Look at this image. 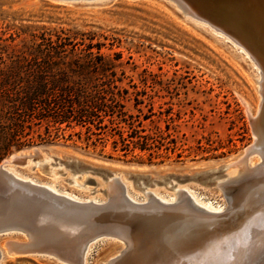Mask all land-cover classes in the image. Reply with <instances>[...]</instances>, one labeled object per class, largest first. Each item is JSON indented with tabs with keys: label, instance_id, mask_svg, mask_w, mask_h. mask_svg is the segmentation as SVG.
<instances>
[{
	"label": "rangeland",
	"instance_id": "rangeland-1",
	"mask_svg": "<svg viewBox=\"0 0 264 264\" xmlns=\"http://www.w3.org/2000/svg\"><path fill=\"white\" fill-rule=\"evenodd\" d=\"M100 1L0 0V69L8 65L6 54L32 52L38 43L70 41L65 47L67 51L74 47L75 52H85L83 48L92 45L93 52L99 50L110 58L117 65V70L131 76L134 83L143 85L141 80L145 79L143 81L147 85L160 89V96L154 98V108L157 110L161 105L162 111L168 107L173 112L179 111L175 134L184 142L183 149H196L197 141L203 144L205 138L213 144L225 146L206 157L185 156L187 150H184L179 160L175 153H169L162 161L157 158L148 161L145 155L141 158L122 156L113 152L109 144L103 150L100 145L86 147L73 134L71 139L56 138L21 148L27 150L32 146L51 144L56 150L51 152L52 157H48V161H40L42 166L35 165L40 160L36 158L14 169L38 181L52 183L60 190L103 199L107 177L68 164L64 156L75 157L90 166L137 172L140 167H127L122 162L192 163L234 155L252 142L251 117L260 99L255 83L258 69L237 43L206 22L189 16L178 17L173 10L175 4L170 0ZM162 117H166L165 114ZM160 125L163 128L165 122L160 121ZM69 132L73 131L67 129L64 134ZM105 158L114 161L110 163ZM250 159L255 161L258 155L254 154ZM235 169L228 172H235ZM120 175L130 193L145 199L139 187L133 185L126 175ZM83 180L85 183L81 185ZM174 187L187 188L202 202L211 201L212 206L227 204L221 189L207 179L175 184L170 188L161 183L150 189L169 195L174 194ZM14 234L17 235H1L0 244L4 238ZM97 239L88 244L91 247L86 255V264H102L122 247V241L115 238ZM0 264L61 263L47 257L21 255L4 256Z\"/></svg>",
	"mask_w": 264,
	"mask_h": 264
},
{
	"label": "bare ground",
	"instance_id": "bare-ground-1",
	"mask_svg": "<svg viewBox=\"0 0 264 264\" xmlns=\"http://www.w3.org/2000/svg\"><path fill=\"white\" fill-rule=\"evenodd\" d=\"M182 1L191 8L190 10L186 7V16L194 18L191 14L197 15L205 20L202 22L209 21L231 35L238 42L233 43H237L248 55L251 54L258 69L255 83L260 99L256 112L251 117L252 151L242 162V166H239L242 171L239 175H235L236 169L235 172H228L235 180L226 186L225 194L222 193L227 197V204L212 206L211 201L202 202L193 191L181 187H174V194L164 195L150 189L149 185L141 188L145 199L153 195L161 201L174 202L178 189L183 192L184 199H179L173 207L167 208H163L165 205L158 201L143 209L126 203L117 204L109 210L84 208L75 203L92 201L103 204L104 198L60 190L52 183L38 181L19 172L14 169L17 165H11L7 169L15 177L45 186L57 193L59 199L53 200L49 195L35 194L34 192L39 191L25 186L2 182L1 193L7 198L0 205V210H6L9 217H14L16 222H0V227H21L27 230L30 246L52 247L68 255L82 249L81 240L84 236L102 232L91 241L101 235L119 236L127 241L129 251L120 257L119 254L114 256L109 264H264V0ZM29 151L30 149L21 150L19 153L27 155ZM254 154L258 155V159L251 161L250 157ZM38 155L40 160L35 162L36 166H42L40 161L46 162L48 157L51 158L50 154H45L40 148ZM76 160L86 164L82 160ZM29 162L30 157L22 165ZM92 167L114 172L118 177L119 189H123L131 201L143 203L141 201L145 200L128 191V186L120 174L126 175L129 171L100 165ZM165 173L178 172L168 168L155 175L161 176ZM182 173L191 174L192 170ZM109 181L110 177L104 180V193L107 192L106 182ZM220 182L222 181L213 183L219 188ZM74 183L78 185L77 182ZM84 183L85 180L80 184ZM93 183L96 184L95 181ZM165 183L167 188L175 186L171 182ZM30 190L34 191L35 197L31 200L25 199L27 194L24 193H29ZM116 192L118 189L108 194L113 195ZM180 200L183 202L180 203ZM194 203L207 211L195 207ZM52 207L61 211L58 212ZM47 237H50L49 240ZM91 241L86 244L82 254L83 264L86 263L87 252L91 247L88 244ZM4 256L3 253L0 261Z\"/></svg>",
	"mask_w": 264,
	"mask_h": 264
},
{
	"label": "trees",
	"instance_id": "trees-1",
	"mask_svg": "<svg viewBox=\"0 0 264 264\" xmlns=\"http://www.w3.org/2000/svg\"><path fill=\"white\" fill-rule=\"evenodd\" d=\"M69 43L50 40L32 52L6 54L8 65L0 69V160L14 150L73 134L86 147L103 150L109 144L122 156L145 155L148 161H162L169 153L179 160L184 150L185 156L206 157L225 146L205 138L196 149H183L175 134L179 111L154 108L160 89L145 79L143 85L134 83L92 45L75 52L74 47L67 51ZM67 129L73 132L65 135Z\"/></svg>",
	"mask_w": 264,
	"mask_h": 264
},
{
	"label": "water",
	"instance_id": "water-1",
	"mask_svg": "<svg viewBox=\"0 0 264 264\" xmlns=\"http://www.w3.org/2000/svg\"><path fill=\"white\" fill-rule=\"evenodd\" d=\"M50 1H55V2H65V1H75V0H50ZM175 4V9L174 13L178 16V17H185L186 16V12L185 9L186 7L189 8L191 10V8L189 6H186V4L182 1V0H170ZM194 18L200 20V21H205L203 18L191 14ZM209 26H211L212 28H214L217 31H220L222 33H224V35H226L227 37H229L231 40L237 42L231 35L227 34L224 30H222L220 27H218L217 25L207 21L206 22ZM238 43V42H237ZM249 57L252 58L251 54L249 53ZM253 142V141H252ZM252 142L245 146L244 148H242L240 151H238L237 153H235L234 155H227V156H223V157H217V158H213V159H209V160H204V161H195L192 163H174V164H139V163H131V162H122L123 164L129 166V167H140L141 169L137 172H132L131 169H129V172L126 173V178L129 179L133 185L138 186L140 189L143 187H147V186H153V185H159L161 183H165L168 180H171V185H175V184H181V183H185L188 181H193V180H209L212 182H216L217 180H221L222 182H220V186L219 188L221 189L222 193L225 194V188L226 186L233 182L234 176H229L228 174V170L231 169L232 167H236V173L235 175H239L242 171L241 168H239V166H242V162L245 161L246 157L248 156V154L252 151ZM38 148H40V150L42 152H44L45 154H50L51 152L54 150L53 149V145L51 144H42L40 146H32L30 147V151L27 155H22L19 152L21 151V149L19 150H15L14 152L8 154L7 156L3 157L0 160V188L2 185V182L7 183V184H16V185H20V186H25L28 187L30 189H34V190H38L39 192H34L32 190L28 191L29 193H24L27 194L26 197H24L25 199H29L31 200V198L35 197V194H44V195H49L50 197H53L52 199H59V197L57 196V193L51 191L50 189H48L45 186H39L36 185L30 181L27 180H22L20 178L15 177L11 172L8 171V166L11 165H22L25 161L26 158L30 157L31 161L35 160L36 158H38ZM14 153H18L17 155H13ZM52 157V155H51ZM65 157V156H64ZM55 159V157H54ZM107 160L110 161H114L112 159L109 158H105ZM66 163L68 164H72L76 167H81L83 169L89 170L91 172H97L102 174L103 176H106L107 178L110 177V181L106 182V187H107V192L105 193V198H104V202L103 204L101 203H95L92 201H87L83 204H76L80 207H84V208H95L98 210H103V208H105L104 210H109L110 208H113V206H117V204H122V203H126L128 205H131L132 207H136V208H148L150 205H152L153 203H157L156 201H158L159 203H161V205H165L163 208H167V207H173V204L175 202H177L179 199H184V194L183 192L180 191V189H178L176 191L177 195H176V200L174 202H164L161 201L159 199H156L153 195L150 197L153 200L150 201L149 197H147L144 201H141L143 203H136L131 201L130 199H128L126 197V195L124 194V190L123 189H119V183H118V177L114 174V172L105 169V168H101V167H92L86 164L81 163L80 161L73 159L71 157H65ZM168 168H172L173 170H175L178 173H165L164 175L161 176H156L155 174L160 173V172H164L165 170H167ZM192 170L191 174H187V173H182L184 171H190ZM241 171V172H240ZM115 180V181H114ZM172 181L174 183H172ZM115 194L110 195L108 193H112L114 191H117ZM1 189H0V205L2 204V202L4 203V199H6L7 197L4 196L3 193H1ZM35 194H34V193ZM226 201L227 197H225ZM147 201V202H146ZM182 203L183 201L180 200ZM90 203V204H89ZM188 205L190 206L191 203H188ZM194 206L202 209L204 211H207L206 209H204L203 207L198 206L197 204L194 203ZM6 207V205H5ZM54 208V210L60 212L61 209H56V207H52ZM108 208V209H107ZM94 212V210L92 211ZM8 212H6V210H0V222H16L14 217H9V215L7 214ZM108 217V215H107ZM10 233H17V235H13V236H8L11 238H4L3 243H2V248L0 249V259L4 253L5 256H21V255H33V256H39V257H47L49 259H53L55 261H58L61 264H83V258H82V254L84 252L85 246L86 244L91 241L96 235L102 233V232H95L93 234L84 236L83 239L81 240L82 243V249L78 252L75 251L73 252L71 255L66 254L65 252H63L60 249H55L52 247H41V246H30V237L27 233V230L21 228V227H17V226H4V227H0V236L1 235H10ZM16 236H22L23 239H15L13 237ZM102 237H109V238H115L118 239L120 241H122V247L117 248L114 253H112L104 262H102V264H109L110 261L112 260V258L114 256H117L119 254V257L121 255H123L124 253H127L129 251V244L127 243V241L119 236H114V235H101L98 237V239L102 238ZM50 237H47V239L49 240ZM97 239V241H99ZM117 257V258H119ZM86 264V263H85Z\"/></svg>",
	"mask_w": 264,
	"mask_h": 264
}]
</instances>
